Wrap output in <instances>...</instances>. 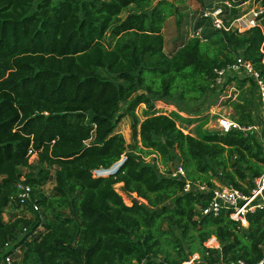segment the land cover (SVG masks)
<instances>
[{
  "label": "trees",
  "instance_id": "16d2710c",
  "mask_svg": "<svg viewBox=\"0 0 264 264\" xmlns=\"http://www.w3.org/2000/svg\"><path fill=\"white\" fill-rule=\"evenodd\" d=\"M151 3L0 0V264L15 248L21 260L13 264H182L193 254L208 264L261 260L264 211L249 213L247 228L224 213L199 216L207 197L184 193L168 166L181 165L187 179L210 189L213 179L245 194L254 187L264 169V149L254 134L197 129L185 135L176 121L181 110L202 113L209 95L215 103L214 70L238 57L264 82V14L262 30L202 29V38L180 40L167 54L163 25L175 17L180 28L183 17L177 2ZM130 7L136 11L121 19ZM248 82L254 95L251 79L238 84ZM158 102L174 105L176 113H157ZM246 104L241 125L254 123L252 98ZM124 118L139 142L130 152L115 132ZM29 151L39 165L26 174L39 206L32 219L7 213L21 208L15 185L21 169L32 168ZM142 154L156 155L164 171ZM50 182L47 195L42 188ZM118 184L127 197L135 195L130 205ZM211 237L219 249L204 246ZM6 244L12 245L7 252Z\"/></svg>",
  "mask_w": 264,
  "mask_h": 264
},
{
  "label": "built area",
  "instance_id": "2783aa9c",
  "mask_svg": "<svg viewBox=\"0 0 264 264\" xmlns=\"http://www.w3.org/2000/svg\"><path fill=\"white\" fill-rule=\"evenodd\" d=\"M242 7H244V10L240 12L239 9ZM231 10L237 11L239 15L237 17L231 18ZM263 14L264 7L261 4V0H244L239 4H236V0H224L217 2V5H215L213 8L206 7L201 9L199 11L198 18L199 20L209 23L211 29L213 30L242 34L254 28H259L262 30L260 22L261 16ZM202 29L203 27H199L195 30L193 27L192 31L188 32L187 36L189 38H201ZM260 51L262 54H264L262 49ZM239 74H243L245 77H248L255 83L257 97L259 98L260 108L264 117L263 79L253 68L251 63L244 60L242 57H238L234 63L228 65L225 68L214 70V77L212 79L210 88L219 93V104H223L224 102L229 101V99H234L237 96L236 86L232 82L229 83L228 80ZM216 125V132L220 134H226L231 131H241L243 133L254 134L257 130H259L255 123L242 126L234 120L223 116L217 118ZM28 154L29 156L36 155L33 154L32 151H29ZM151 156H153L154 159L157 158L156 155ZM169 176L170 178L183 183L184 193L203 194L207 197L206 207L203 209L198 208L199 216L211 215L216 217L224 213L230 220L238 223L243 228H247V215L249 213H254L257 210L264 211V169L261 175L254 181V187L249 190L248 194L243 193L240 189H237L231 185H216L215 181H212L214 184L213 189H210L205 183L192 182L187 179L185 170L181 165L170 169ZM14 199L20 203L21 208L26 210V215L24 218L32 219L34 214L39 212V206L37 204V198L33 194V188L27 183V179L24 176H21L16 182ZM23 232H26V228L23 229ZM212 238L215 241V245L212 243ZM11 246L12 245L10 244H6L4 251L7 252L8 250H11ZM204 246L208 249L220 248L214 237L209 238L204 243ZM17 256H21L20 248H15L12 254L5 255L3 259L4 263L13 264L15 261H17L14 260ZM182 264L208 263H204L198 254H193ZM211 264L248 263L242 259H238L231 262L219 261ZM255 264H264V248L261 260Z\"/></svg>",
  "mask_w": 264,
  "mask_h": 264
},
{
  "label": "rangeland",
  "instance_id": "374dc122",
  "mask_svg": "<svg viewBox=\"0 0 264 264\" xmlns=\"http://www.w3.org/2000/svg\"><path fill=\"white\" fill-rule=\"evenodd\" d=\"M159 1L161 0H152L151 7L155 6ZM170 3L177 2L176 6L180 9V13L183 17L182 19V25L180 28L177 27L176 25V19L175 17H171L167 19V21L163 25V30H162V35L164 37V51L165 53L169 54L173 47L175 46L176 42H179L180 40L187 39L188 32L192 31L195 23L199 20L198 14L201 9L204 8H213L215 5H217V2L219 1H224V0H203L202 5L200 6V3L195 1V0H168ZM244 10V7L240 8L239 11L242 12ZM132 7L128 8L127 11L123 12L121 15V19H124L127 13H132L135 12ZM232 11V10H231ZM192 15V18H191ZM239 13L237 11H232L230 16L231 18L237 17ZM191 24V25H190ZM187 26V27H186ZM211 28L209 23L204 22V27L203 29ZM203 31V30H202ZM202 36L203 32L201 33ZM202 38V37H201ZM110 40V37H108ZM236 79L234 82L230 81L231 79ZM243 78L245 77L243 74L236 75L235 77L230 78L228 81L229 83L232 82L236 86L237 90V96L234 99H229V101L224 102L223 104H219V95L215 103L212 102V100L215 98L211 97L209 95L207 101H211L210 104L208 105L205 103L203 107H205V110L200 113L198 116L195 115H186V113L181 110L178 111V115L180 118L177 119L176 124L177 126L183 130L184 134H191L195 136V131L197 129H201L203 132H216L217 125H216V120L218 117L223 116L227 117L229 119L234 120L237 122V120L241 121L242 123H246V100L248 98H252L253 105L251 106V116L256 124V126L259 128L254 135L256 136L257 140L262 144V147L264 149V117L262 115V111L260 108V102L259 98L257 97V92H254V95H251L250 93V88H249V82L245 83L243 86H240L238 82H240ZM217 92V91H216ZM218 93V92H217ZM254 106V108H252ZM155 110L159 112L160 114L163 115H171V113H176V108L172 104H168L165 102H158L155 106ZM145 106L140 105L136 109V116L139 121H142L145 117ZM188 119H193L190 124H188L187 120ZM238 123V122H237ZM241 125V124H240ZM242 126H247V125H242ZM116 133H120L127 145V150L128 152L132 151L134 148L135 144L138 142V140L133 139V134L131 130V125L130 121L127 118L122 119L118 125L116 126L115 129ZM139 145V142H138ZM142 156L144 157V160L146 163L148 162H154L158 164L159 168L164 171L165 166L162 165L161 161L154 160L153 156H145V154ZM124 158H121L119 161V164H117V167L120 166V164L124 161ZM153 159V160H152ZM28 163L32 166V168H23L21 169V174L26 178V174L28 173H33L35 172L38 168L39 165L37 163V157L36 155L29 156ZM119 165V166H118ZM177 165H169L168 169H173L177 167ZM116 170V169H115ZM114 170V171H115ZM113 170H110L109 172H93V175L95 177L98 176H107L109 173H111ZM113 171V172H114ZM27 179V178H26ZM212 181H215L214 179ZM216 185H222L218 180L215 181ZM120 187L121 184H118L115 186L116 191L118 194L121 195L123 201L125 204L130 205V199L136 198L135 195H133L131 198L127 197L125 194L120 192ZM51 188H52V182L48 183L45 187L42 188V190L49 195L51 193ZM7 213L13 214V216L16 217H25L26 215V210L24 208H19V209H13V210H8ZM4 220L8 221L9 220V215L4 216ZM212 243L215 245V241L212 238ZM186 244V243H185ZM184 244V245H185ZM163 249L168 250L169 248L166 246V244L163 242ZM19 261L21 260V256H17L16 259Z\"/></svg>",
  "mask_w": 264,
  "mask_h": 264
}]
</instances>
